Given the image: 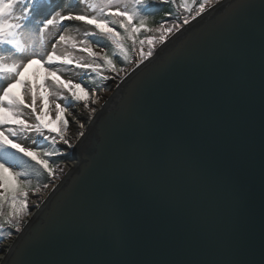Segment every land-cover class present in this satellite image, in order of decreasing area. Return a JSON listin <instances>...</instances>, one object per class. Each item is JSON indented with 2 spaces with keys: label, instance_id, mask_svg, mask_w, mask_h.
<instances>
[{
  "label": "water",
  "instance_id": "95a60500",
  "mask_svg": "<svg viewBox=\"0 0 264 264\" xmlns=\"http://www.w3.org/2000/svg\"><path fill=\"white\" fill-rule=\"evenodd\" d=\"M144 140L189 171L141 186ZM73 160L3 264H264V0H219L159 46Z\"/></svg>",
  "mask_w": 264,
  "mask_h": 264
},
{
  "label": "snow or ice",
  "instance_id": "6c2138e0",
  "mask_svg": "<svg viewBox=\"0 0 264 264\" xmlns=\"http://www.w3.org/2000/svg\"><path fill=\"white\" fill-rule=\"evenodd\" d=\"M153 2L162 10L175 0H74L68 6L65 0H0V230L9 225L13 231L8 237L19 234L25 217L39 207L31 203L30 194L37 199L42 195L23 163L30 161L54 183L57 173L64 172L53 167L54 158L70 155L76 146L70 125L78 128L77 138L85 136V124L72 106L82 103L91 114L97 111L89 108L98 103L94 90L83 80L63 78L64 73L79 70L101 82L111 80L118 88L148 64L157 46L167 44L219 0H180L185 14L169 8L156 28L142 15ZM73 27L80 38L72 34ZM107 46L111 55L104 51ZM33 65L38 67L28 74ZM135 154L141 186L189 171L176 145L144 140ZM234 239L240 242L239 233Z\"/></svg>",
  "mask_w": 264,
  "mask_h": 264
},
{
  "label": "trees",
  "instance_id": "16d2710c",
  "mask_svg": "<svg viewBox=\"0 0 264 264\" xmlns=\"http://www.w3.org/2000/svg\"><path fill=\"white\" fill-rule=\"evenodd\" d=\"M179 5H180V0H175L174 4H170L169 6L163 7V9L161 10V6L153 2L149 4V11L142 13V15L146 17L149 27L156 28L164 19V13L168 11L169 8H171L173 12L180 14L181 16L185 14L183 7ZM95 49H100V48H95ZM104 51L107 52L109 55H111L112 54L111 46L104 47ZM116 63L118 66H123L118 59L116 60ZM83 81L85 82L86 86H88L90 92L93 90L96 92H101L102 90H105L109 87V82L108 81L101 82L99 77H92L86 75ZM60 160L61 157L54 158V161L52 162L53 167H56V165L60 162ZM23 167H26L31 171L32 173L31 180L34 186L36 185L35 184L36 181H40L39 185H44L51 182L46 175L42 174L39 170L33 169L32 163L30 161L27 163H23ZM39 185L36 187H39ZM9 231H13V230L9 225L5 224L4 228L0 230V238L1 236L8 237ZM13 235L16 234L14 233ZM1 241L2 240L0 239V242Z\"/></svg>",
  "mask_w": 264,
  "mask_h": 264
},
{
  "label": "bare ground",
  "instance_id": "6f19581e",
  "mask_svg": "<svg viewBox=\"0 0 264 264\" xmlns=\"http://www.w3.org/2000/svg\"><path fill=\"white\" fill-rule=\"evenodd\" d=\"M64 76H66V74H64ZM65 79H68V76L63 77ZM113 94V93H112ZM111 94V95H112ZM96 95V94H95ZM96 97V96H95ZM107 99L102 98L101 102L98 101L97 104L89 105L90 107H96L97 111L94 114H91L88 110V108H85L84 105H78L76 107V109L74 110V116H76L77 119H80L81 122H83L85 124V134L88 131V128L90 127V125L92 124V122L94 121L95 117L97 116V114L100 113V111L103 109L104 104L106 103ZM71 131L69 136L72 137L73 142L75 143V145L77 146L79 144V142L82 140V138H77L78 137V128L75 125H72L71 127ZM75 146V147H76ZM75 148H73L71 150L70 155L68 156H64V163H62V166L60 168L64 169V172L61 173L60 178H62L66 173H69L76 165V162L73 160V152H74ZM59 183V179L56 180V184L53 185L52 187H50L45 193H42V195L40 196L39 199H37L35 196L31 197V203L33 205L39 204V207L43 204V202L45 200H47V198L49 197V195L51 194V192L54 190V188L58 185ZM34 208L35 210L34 212L37 211V209L39 208ZM13 241H9L4 243L3 245L0 246V264H3V262L5 261L4 259L6 258V255L9 251V249L11 248ZM6 249V251H5Z\"/></svg>",
  "mask_w": 264,
  "mask_h": 264
},
{
  "label": "rangeland",
  "instance_id": "374dc122",
  "mask_svg": "<svg viewBox=\"0 0 264 264\" xmlns=\"http://www.w3.org/2000/svg\"><path fill=\"white\" fill-rule=\"evenodd\" d=\"M74 3V0H65V5L66 6H68V5H70V4H73ZM72 34L73 35H75V36H77V38H80V33H77L76 31H75V27H73L72 28ZM81 32H82V30H81ZM157 48V47H156ZM96 51H100V49H95ZM5 55H7V53H5ZM38 66L37 65H33L32 66V68H30L29 69V71H28V74H32L33 73V71L37 68ZM64 74H66V76H68V78H72L73 80H75L76 82H80V81H82L84 78H85V76H86V74H83V73H80L79 72V70H74V71H67V72H65ZM104 74H108V73H104ZM66 76H63V77H66ZM109 82V87L107 88V89H105V90H102L101 92H99V93H96V98L98 99V101L99 102H101V100H102V98H105V99H108L110 96H111V94L114 92V90L117 88L116 87V85H114L113 83H112V81L111 80H109L108 81ZM17 91H19V88H17ZM58 102H60V103H62L63 104V102L62 101H58ZM40 102L38 101V104H39ZM83 105L82 103H77V104H75L74 106H72V108H71V111L73 112V114H74V110L76 109V107L78 106V105ZM53 119H54V115H53ZM69 119H71V118H69ZM72 127V125H70V128H69V130L71 131V128ZM70 131H69V134H70ZM29 143H30V141H29ZM64 161H65V159H64V157H61V160H60V164L58 163L57 165H56V167L57 168H60L61 166H62V163H64ZM59 173V172H58ZM58 173H57V175H56V178H55V182L54 183H52V182H50V183H48V185H49V187H48V189L50 188V187H52L53 185H55L56 184V180L57 179H60V175H61V173H59V176H58ZM35 186H38L39 184H40V181H36L35 182ZM42 185H39V187H41ZM48 189H46V190H44L42 187H41V190H42V193H45ZM31 194H30V200H31ZM29 216H27V217H25V220L28 218ZM24 220V221H25ZM24 221H23V223H24ZM23 223H22V225H23ZM22 225H21V228H22ZM13 237L14 236H12V237H4V236H1V242H0V246L1 245H3L4 243H6V242H9V241H11L12 239H13ZM5 238V239H4Z\"/></svg>",
  "mask_w": 264,
  "mask_h": 264
}]
</instances>
